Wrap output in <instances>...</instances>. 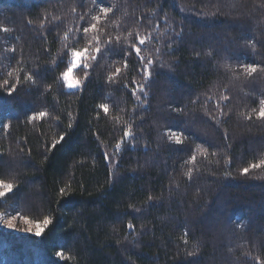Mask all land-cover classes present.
<instances>
[{
    "label": "trees",
    "instance_id": "16d2710c",
    "mask_svg": "<svg viewBox=\"0 0 264 264\" xmlns=\"http://www.w3.org/2000/svg\"><path fill=\"white\" fill-rule=\"evenodd\" d=\"M0 186V264H264V0H0Z\"/></svg>",
    "mask_w": 264,
    "mask_h": 264
},
{
    "label": "rangeland",
    "instance_id": "374dc122",
    "mask_svg": "<svg viewBox=\"0 0 264 264\" xmlns=\"http://www.w3.org/2000/svg\"><path fill=\"white\" fill-rule=\"evenodd\" d=\"M81 53L74 52L72 58V65L70 69L64 74L63 81L65 87L69 91L78 90L81 88V84L78 80L73 77V71L80 66ZM9 188L7 186H0V191L7 192ZM0 228L8 231H12L18 234H40L42 228L39 224L23 219L18 215L12 216H1L0 217Z\"/></svg>",
    "mask_w": 264,
    "mask_h": 264
}]
</instances>
